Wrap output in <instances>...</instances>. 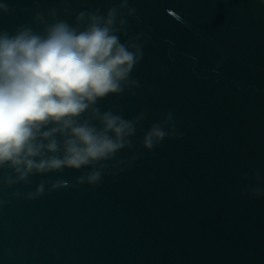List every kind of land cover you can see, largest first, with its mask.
I'll return each mask as SVG.
<instances>
[{
  "label": "water",
  "instance_id": "water-1",
  "mask_svg": "<svg viewBox=\"0 0 264 264\" xmlns=\"http://www.w3.org/2000/svg\"><path fill=\"white\" fill-rule=\"evenodd\" d=\"M5 2L0 31L14 34L21 25L39 31L37 12L55 9L74 23L78 12L104 14L119 0ZM128 6L135 12L121 40L139 36L132 77L141 87L98 106L126 119L147 110L135 141L170 111L177 135L151 152L137 143L132 166L95 186L76 184L87 169L0 183V264H264V196L248 191L264 190V0ZM58 179L72 186L46 183L43 196L27 199L41 180Z\"/></svg>",
  "mask_w": 264,
  "mask_h": 264
},
{
  "label": "clouds",
  "instance_id": "clouds-1",
  "mask_svg": "<svg viewBox=\"0 0 264 264\" xmlns=\"http://www.w3.org/2000/svg\"><path fill=\"white\" fill-rule=\"evenodd\" d=\"M10 10L0 3V12ZM134 12L128 0H119L104 14L80 11L69 23L53 9L47 17L35 14L39 31L26 25L14 34L0 31V183L30 185L32 176L87 169L76 184L95 186L105 173L132 166L140 155L137 143L151 152L177 135L170 111L135 141L147 110L126 119L98 106L110 94L135 96L141 87L132 77L143 56L139 36L121 40L128 36L125 17ZM125 151L132 154L122 157ZM254 179L260 182L258 171ZM46 183L49 191L72 186L65 180H41L27 199L43 196ZM248 191L264 196L258 186Z\"/></svg>",
  "mask_w": 264,
  "mask_h": 264
}]
</instances>
